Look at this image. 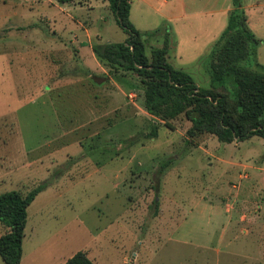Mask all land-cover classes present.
Returning a JSON list of instances; mask_svg holds the SVG:
<instances>
[{"label": "rangeland", "instance_id": "1", "mask_svg": "<svg viewBox=\"0 0 264 264\" xmlns=\"http://www.w3.org/2000/svg\"><path fill=\"white\" fill-rule=\"evenodd\" d=\"M22 1L0 0V194H25L51 182L28 210L25 251L33 226L38 240L46 242L36 251L41 256L31 255L25 264H57L79 251L94 264H264V189L259 184L261 209L251 197L236 194L246 179L255 186L262 179L264 141L252 137L223 144L201 135L187 145L190 123L184 116L166 123L161 114H148L139 81L132 76V88L121 86L108 79L101 64L105 71L98 78L64 77L68 84L51 93L46 86L33 92L44 63L56 66L53 77L78 71L75 63L81 61L70 41L75 34L83 41L89 20H96L90 33L102 42L122 43L127 35L108 8L98 2L89 12L88 0H77L85 6L73 12L81 26L69 25L58 35L67 39L66 46L30 48L18 42L21 36L2 29L12 22L3 17L13 10L41 12L49 5ZM41 26L49 36L47 25ZM161 27L166 34L170 24ZM147 39L155 42V37ZM210 53L189 63H177L169 53L168 64L208 88ZM254 62L264 67V41L243 65ZM18 63L29 72L36 63L34 82ZM153 126L156 138L134 141ZM165 161L168 167L160 173ZM253 241L261 243L262 253Z\"/></svg>", "mask_w": 264, "mask_h": 264}, {"label": "trees", "instance_id": "2", "mask_svg": "<svg viewBox=\"0 0 264 264\" xmlns=\"http://www.w3.org/2000/svg\"><path fill=\"white\" fill-rule=\"evenodd\" d=\"M55 1L72 3L75 0ZM105 1L117 26L127 35L122 43L91 45L98 63L108 69V79L132 88L128 78L134 76L143 89L144 110L150 115L161 114L166 123L184 116L190 123L186 131L187 145L201 135L214 136L223 144L244 142L252 137L264 141V67L256 62L253 67L243 65L253 57L259 40L248 28L242 0H232L233 10L226 28L212 46L207 63L208 88H201L188 73L168 64L167 39L162 48H146L142 35L129 20L130 0ZM76 70L83 77L95 76L86 67ZM156 137L157 127L153 126L149 133L138 134L134 141ZM260 163L264 164V154ZM168 164L169 161L162 163L159 172ZM50 185L47 180L25 194L20 191L0 194V225L5 228L0 236V258L4 264L20 263L27 208ZM64 264L94 263L79 251Z\"/></svg>", "mask_w": 264, "mask_h": 264}, {"label": "crops", "instance_id": "3", "mask_svg": "<svg viewBox=\"0 0 264 264\" xmlns=\"http://www.w3.org/2000/svg\"><path fill=\"white\" fill-rule=\"evenodd\" d=\"M29 1L33 4L43 3L49 6L41 12H35L38 8H29L26 12L13 10L10 16L3 17L4 19L8 18V21L11 19L12 22L3 25L2 29L10 35H17V37L21 36L18 42L26 44L30 46V48H34L41 43H47L49 45V50L52 51H59L62 49V46L64 48L66 46L64 42H66L67 39L58 38V35L67 31L69 25H71V27L81 26L79 19L74 16L73 12H75L76 9L85 8V6H83V4L80 5L77 0L74 1L75 3H59L55 0H41L42 2H40V0ZM22 2L24 3L25 1L23 0ZM98 2L101 4V8L109 9L108 2L105 0H88L89 5L86 7V10L93 12L98 8ZM16 4L20 5V0H16L15 5ZM242 8L247 17L248 28L255 38L259 40L260 45V43L264 41V0H242ZM53 10L56 11L51 12ZM232 10V0H130L129 20L138 33L144 36L143 40L148 50L152 48H162L165 39H167L169 45L166 55L167 62L169 53H171L177 63H189L198 61L199 58L211 51L214 42L226 28L228 16ZM44 11H49V13ZM104 20L105 19H102L103 22H105ZM95 21H88L91 27L85 30L83 41H78V36L76 34L74 35L75 40L73 39L70 41L71 44L75 45L81 61V63H75L77 69L86 67L95 76L83 77L81 71H76L68 75L60 74L53 77L52 73L54 69L52 70V68L56 66L53 63H44L43 74L40 76V80H38L41 83L33 89V92L41 90L46 86L47 92L51 93L52 90H56L61 88L62 85L68 84L66 81H62L65 79L64 77H70L75 81H82L83 79L89 80L91 78H98L96 74L105 71L101 68L91 49V45L95 41V43H106L102 42L97 34L90 33ZM149 21H153L155 24L150 26L148 24ZM163 24H170L166 34L161 32L163 29L161 26ZM41 25H44V27L46 25L48 26H46V28L49 32V36L43 35L42 32H45V30H42ZM150 36L155 37V42L152 41L148 43L147 38ZM54 43H58L56 44L59 45L58 48L53 47ZM83 50H85V53H83ZM85 59H87L89 63H86ZM31 64V72H29V68L26 67L25 63H18V67L23 69L22 72L28 80H33L32 82H34L36 72L34 68L36 63ZM261 168L264 171V164H262ZM250 170L253 172L254 167H250ZM242 175L239 174L238 177L240 178ZM248 178L250 177L248 176ZM246 181V185H242V190L240 188L239 192L236 194L244 197H251V201H253L252 203H254L256 207L260 209L263 208V205L256 203V201L259 198V184L262 185L264 189V175L260 180L261 183H259V181L256 186L254 185L253 179H246ZM46 191L47 190L42 193ZM32 203L30 206H32ZM29 207L27 208L25 229L29 217ZM242 220H244V218H242ZM4 232L5 228L0 225V236ZM240 232L243 233V236H247L244 233V229H241ZM29 238L31 244L27 251H25L26 235L23 237L22 255L19 264H25V260L31 255L37 258L41 256V254L36 251H38L40 245L46 241L42 242L43 240H38L35 234V226L30 228ZM253 243L256 245L258 253H262L263 247L261 243L259 241H253ZM262 258L263 257H259L258 259ZM67 259L58 261L57 264H64Z\"/></svg>", "mask_w": 264, "mask_h": 264}]
</instances>
